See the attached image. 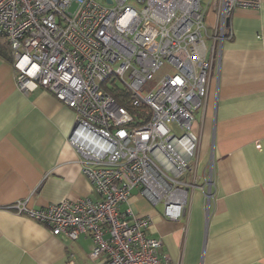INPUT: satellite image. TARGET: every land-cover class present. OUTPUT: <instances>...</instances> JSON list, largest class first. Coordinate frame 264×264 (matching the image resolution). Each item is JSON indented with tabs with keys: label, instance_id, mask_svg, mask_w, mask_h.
<instances>
[{
	"label": "built area",
	"instance_id": "built-area-1",
	"mask_svg": "<svg viewBox=\"0 0 264 264\" xmlns=\"http://www.w3.org/2000/svg\"><path fill=\"white\" fill-rule=\"evenodd\" d=\"M204 1L0 0V37L10 46L17 86L46 88L75 110L68 140L100 195L43 207L18 199L10 207L54 234L90 235L95 263L84 264H179L151 236L150 215L122 209L133 189L162 203L170 219L187 213L195 188L209 209L214 157L200 176L195 112L232 35L233 10L263 0Z\"/></svg>",
	"mask_w": 264,
	"mask_h": 264
},
{
	"label": "crops",
	"instance_id": "crops-1",
	"mask_svg": "<svg viewBox=\"0 0 264 264\" xmlns=\"http://www.w3.org/2000/svg\"><path fill=\"white\" fill-rule=\"evenodd\" d=\"M208 20L215 23L213 10ZM230 26L205 103L195 112L200 176L214 157L209 209L200 188L191 191L187 213L178 219L166 217L164 205L150 204L137 188L122 204L152 217L151 236L179 264H264V0L237 6ZM76 117L50 90L20 89L10 53H0V264L95 263L87 233L75 239L54 234L10 207L26 198L29 206L43 207L100 197L68 140Z\"/></svg>",
	"mask_w": 264,
	"mask_h": 264
},
{
	"label": "trees",
	"instance_id": "trees-1",
	"mask_svg": "<svg viewBox=\"0 0 264 264\" xmlns=\"http://www.w3.org/2000/svg\"><path fill=\"white\" fill-rule=\"evenodd\" d=\"M7 51L10 53L11 55V50H10V46L9 44L7 43V41L3 38V37H0V53L1 54H4V55H7ZM12 58V56H11ZM118 100L124 104H126V101L125 99H122V98H118Z\"/></svg>",
	"mask_w": 264,
	"mask_h": 264
},
{
	"label": "rangeland",
	"instance_id": "rangeland-1",
	"mask_svg": "<svg viewBox=\"0 0 264 264\" xmlns=\"http://www.w3.org/2000/svg\"><path fill=\"white\" fill-rule=\"evenodd\" d=\"M205 1H206V0H205ZM205 1H204V3H205ZM211 8H212V6H210L209 11L211 10Z\"/></svg>",
	"mask_w": 264,
	"mask_h": 264
},
{
	"label": "water",
	"instance_id": "water-1",
	"mask_svg": "<svg viewBox=\"0 0 264 264\" xmlns=\"http://www.w3.org/2000/svg\"><path fill=\"white\" fill-rule=\"evenodd\" d=\"M108 2H111L112 0H107Z\"/></svg>",
	"mask_w": 264,
	"mask_h": 264
}]
</instances>
